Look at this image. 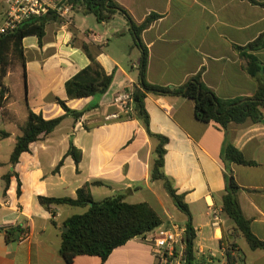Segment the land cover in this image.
<instances>
[{
    "label": "crops",
    "instance_id": "1",
    "mask_svg": "<svg viewBox=\"0 0 264 264\" xmlns=\"http://www.w3.org/2000/svg\"><path fill=\"white\" fill-rule=\"evenodd\" d=\"M114 1L137 25L151 13L160 16L141 33L149 84L177 88L202 70L203 83L220 99L254 95L257 82L247 73V60L236 47L264 34V0ZM1 14L2 10L0 19ZM83 43L112 81L101 95L70 99L65 83L90 63ZM22 45L24 67L8 71L7 92L0 105V264H67L59 253L63 223L87 207L47 208L38 197L75 199L85 186L96 202L123 195L129 204H148L161 219L160 227L171 223L185 227L187 217L177 209L163 181L151 179L158 140L148 135L135 115L106 119L118 112L114 96L140 80L142 51L126 19L117 13L107 22H98L77 5L70 26L49 22L40 44L35 36H28ZM247 53L264 64V49ZM58 100L71 110L86 111L78 120L65 116L11 165L9 158L27 109L54 119L65 115ZM143 104L150 133L166 138L163 173L189 208L197 258L206 264H229L225 245L235 240L243 264H264V250H251L247 243L242 247L240 242L245 240L222 212L225 175L230 170L239 187L236 199L241 213L253 235L264 242V123L231 122L224 130L215 122L197 120L193 101L181 95L146 93ZM71 139L81 152L78 164L66 156ZM225 141L253 165L225 161ZM215 213L221 221L219 230L211 226ZM24 232L30 239L19 243ZM221 239L227 242L222 244ZM70 264L102 261L98 256L79 255ZM103 264H155L151 243L145 236L135 237L113 250Z\"/></svg>",
    "mask_w": 264,
    "mask_h": 264
},
{
    "label": "trees",
    "instance_id": "2",
    "mask_svg": "<svg viewBox=\"0 0 264 264\" xmlns=\"http://www.w3.org/2000/svg\"><path fill=\"white\" fill-rule=\"evenodd\" d=\"M74 6L81 5L85 12L93 14L98 22H107L115 14H121L131 25L135 44L142 51L140 65V80L134 90V115L141 119L150 137L158 140L155 149V158L151 166V179L162 180L168 195L173 200L177 209L186 215L185 234V264H206V261L197 258L195 252L196 230L192 225L191 214L183 196L177 194L170 180L163 173L164 144L166 138L153 135L148 128V116L144 110L143 100L146 93L162 95H181L193 101L194 114L201 122H215L222 129H226L231 122L243 123L250 120L254 123H264V64L260 63L255 55L248 52H257L264 49V34L244 47H236L241 56L247 60L246 71L256 80L257 88L252 97L237 99H220L202 81V70L191 76L188 81L177 88L161 87L149 84L146 81L147 49L142 43L141 33L160 16L155 13L148 15L145 20L137 25L133 22L129 13L114 0H69ZM58 21L54 15H45L39 18H31L23 22L18 29L5 37L0 38V105L4 103V94L7 88L4 79L12 63L17 59L24 67L23 39L35 36L38 43L45 34V27L49 22ZM82 50L89 59V65L65 83L67 97L70 99L87 98L101 95L106 92L112 81V76L107 75L86 43L82 44ZM58 104L64 110L65 115L46 120L40 114L27 109V118L20 126L21 135L17 137L15 146L9 158V163L15 165L23 152L29 151V145L39 140L42 136L50 134L65 118L72 116L78 120L85 111H75L68 108L64 101L58 100ZM88 110V109H87ZM124 117H120L122 119ZM66 156H70L75 164L81 159V152L70 140ZM223 158L225 161L242 165H253L231 144L225 141L223 146ZM63 160L58 163L55 172L60 169ZM226 194L222 198V212L231 220L234 229L245 240L251 250H264V242L258 240L250 229V223L241 213L236 199L239 189L234 181L232 172L227 170ZM6 185L8 175L4 176ZM18 193L20 191L18 190ZM39 202L49 208L50 205H67L71 207H87L82 214H75L66 219L63 227L66 232H61L59 253L67 264H70L76 256H98L102 264L113 250L126 244L135 237H144L150 231L161 226L162 221L158 214L146 203L129 204L124 201L123 195L107 197L96 202L88 192L87 186L78 189L75 199L72 198H46L38 197ZM54 215V212L51 213ZM11 232H7V238ZM220 242L223 244L224 239ZM237 255H232V252ZM225 254L229 264H243L245 262L238 246L235 243L225 245Z\"/></svg>",
    "mask_w": 264,
    "mask_h": 264
},
{
    "label": "built area",
    "instance_id": "3",
    "mask_svg": "<svg viewBox=\"0 0 264 264\" xmlns=\"http://www.w3.org/2000/svg\"><path fill=\"white\" fill-rule=\"evenodd\" d=\"M74 5L69 0H5V8L0 19V38L14 33L18 27L28 19L39 18L45 15H54L64 26L72 24ZM134 84L117 93L113 104L117 113L108 115L107 120L130 118L134 115ZM211 226L220 229L221 221L217 213L212 215ZM185 227L171 223L168 227H158L145 235L151 243V252L155 264H185V245L183 237ZM30 234L24 232L18 242H26Z\"/></svg>",
    "mask_w": 264,
    "mask_h": 264
},
{
    "label": "rangeland",
    "instance_id": "4",
    "mask_svg": "<svg viewBox=\"0 0 264 264\" xmlns=\"http://www.w3.org/2000/svg\"><path fill=\"white\" fill-rule=\"evenodd\" d=\"M4 8H5V0H0V11L3 10ZM89 26H90V23L89 22L86 23V27L88 28ZM17 65H20V62H19V60L16 59L12 63V65L10 66L9 70L10 69H13ZM77 211L80 212V213L82 212L81 210L80 211L77 210ZM217 235H219V232H217ZM233 242L235 243V245H237V243L235 242V240L231 241L230 243H233ZM240 244H241L242 247H245L246 246V242L245 241L240 242Z\"/></svg>",
    "mask_w": 264,
    "mask_h": 264
},
{
    "label": "water",
    "instance_id": "5",
    "mask_svg": "<svg viewBox=\"0 0 264 264\" xmlns=\"http://www.w3.org/2000/svg\"><path fill=\"white\" fill-rule=\"evenodd\" d=\"M67 231V228L66 227H63L62 228V232H66Z\"/></svg>",
    "mask_w": 264,
    "mask_h": 264
}]
</instances>
